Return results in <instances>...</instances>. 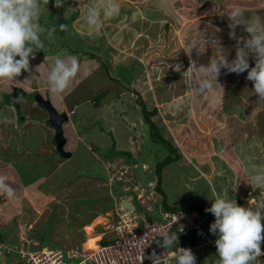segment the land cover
<instances>
[{
    "label": "rangeland",
    "instance_id": "obj_1",
    "mask_svg": "<svg viewBox=\"0 0 264 264\" xmlns=\"http://www.w3.org/2000/svg\"><path fill=\"white\" fill-rule=\"evenodd\" d=\"M84 1L85 5L98 3V0ZM141 1L146 0H118L122 9L117 22L121 26H112V29L123 30L134 21L140 27V32L131 29L132 34L128 32L124 39L117 42L118 45H125L123 42L126 41L127 48H134L129 52L139 53V58L133 57L134 63L127 67H112L110 77H105L102 69L105 71L109 61L107 53L103 54L102 66L101 59L93 58V50L84 42L78 47L81 52H75L78 53L79 71L67 91L55 95L40 90L51 98L58 110H64L68 104L70 107L66 108L67 111L76 106L75 114L71 117L73 126L66 122L63 126L69 138L65 148L74 151L72 159L59 154L45 110L33 102L31 91H28L27 97L21 95L19 98L23 112L16 105L14 108L0 103V152L7 158L0 163L5 172L19 173L20 181L18 176L15 181L17 187L19 184L23 189L21 194L11 187L12 195H3L6 200L0 205V233L7 242L2 245L0 241V264H30L26 263L23 253L35 247L37 249L41 242L42 249L95 247L96 242L92 244L91 239H100L113 227L110 226L112 208H115L121 194L118 190L121 183L109 181L113 169H108L101 158L116 159V163L120 164L121 161L117 159L119 144L127 146L128 160L137 165L136 169L139 165H145L153 171L146 174L138 172V179L144 185L151 180V187H155L159 179L167 208L176 209L189 204L195 206L196 210L205 211L211 206L213 187L220 193L228 190L229 198H234L243 207L254 206L264 195V189L247 184L245 170L248 163L264 164V100H259L253 93V84L246 79L247 72L237 75L222 70L218 77L219 84L213 81L211 91L200 93L198 81L203 73L195 68L187 71L190 61L186 52L191 51V58L198 65L206 66L212 54L219 52L212 42L218 41L227 58L234 59L236 41L229 38L227 17L219 13L239 6L245 17L255 15L264 19V0H158L152 2L157 3V8L148 9L149 4L145 6ZM71 8L68 6L66 11H71ZM134 8L144 10L136 11ZM257 8H262L261 14L256 12ZM157 9H161L163 17L158 21L150 18L158 16ZM45 12L41 16L44 20L40 21L41 25L49 28L57 26L53 14ZM61 14L64 15L63 12ZM123 14L126 16L122 17ZM83 29H88V26L84 24ZM145 30L150 31L149 36L144 35ZM236 33L237 36L247 37L242 26L237 27ZM54 35L63 42H74L77 38L68 25L64 31L57 26ZM41 39H45V36H41ZM104 40L97 37L100 44ZM50 44L44 43V49L36 53L35 59L30 58L31 73L23 72L18 78L20 83L25 82L26 88L47 86L46 77L50 67L55 59L61 58V50L51 49ZM203 45L205 51L198 56L197 49ZM63 46L64 50L69 51L66 45ZM94 64L101 66V69L93 70ZM249 64L250 67L255 64L251 57ZM91 75L89 83L82 81V77ZM162 80L166 81L168 91H164L166 84H162ZM189 80L191 86L186 83ZM13 85L16 84L0 83V95H3V90L8 92ZM90 85L99 89L97 95L92 97V100H99L96 106L76 99L79 93L91 95L93 91H85ZM174 90L176 94L177 90L179 93L185 91L189 96H180L177 98L178 104L166 106L162 102L166 96L173 97ZM110 95L117 99L105 105ZM156 99L161 105L151 119L157 127L163 125V128H150V122L143 112V103L152 109ZM10 102L14 103L12 100ZM83 115L85 118L79 124V130L86 134L88 141L84 144L76 143L73 136V129L78 128L75 122ZM109 123L127 126L129 131L116 134L111 132ZM134 124L144 138L147 134L150 138L141 140L138 148L134 145L131 149L127 137L137 130ZM177 125L181 126V132L175 130ZM131 127L135 129L132 132ZM173 133L180 139L174 141ZM217 133L223 140L219 139ZM160 135L170 138L173 146L178 147V152L171 153L168 144L156 142L155 137ZM209 136H213V140ZM216 140L222 142L216 143ZM87 142L93 145L94 150L88 149ZM170 154L173 160L165 166H158ZM61 162L64 164L59 165ZM36 166L40 173L38 179L29 175ZM183 171L190 175L183 177ZM3 182L6 187L9 186ZM138 184L145 188L139 181ZM156 196L151 194L146 202L151 203ZM123 204L128 206L127 201ZM210 217L215 219L211 213ZM210 235L213 236L211 232ZM193 253L196 264H217L215 243L195 249Z\"/></svg>",
    "mask_w": 264,
    "mask_h": 264
},
{
    "label": "clouds",
    "instance_id": "obj_2",
    "mask_svg": "<svg viewBox=\"0 0 264 264\" xmlns=\"http://www.w3.org/2000/svg\"><path fill=\"white\" fill-rule=\"evenodd\" d=\"M49 2L50 0H0V83L8 82L16 84L8 90L10 98H12L15 102L14 105L9 104V106H13L15 108L16 105L20 108L21 112L24 111L21 103L19 102L20 105L18 106L14 100L15 87H22L25 90V92H21L20 89L17 90L21 92L18 95V101L21 95H25L27 97L28 91H31L33 102L40 106L36 100L37 94H41L44 99L50 100L52 103L51 98L43 95L40 90H46L47 92H51L55 95H62L71 85L73 79L79 71V62L76 58L78 57V53L81 52V49L78 47L88 39L76 30L83 29V25H80L79 21L83 19V22L90 29L94 30L95 35L99 36L102 34V30L105 29V26L108 25L106 19L112 18L119 13V4L117 0H98V3L95 5H85L86 3L84 0H54V2ZM68 6H72L71 11H66ZM83 10H85L84 14H82ZM44 12L53 14L55 19L54 24L59 27L60 31H64L65 28H67V25L70 28V25L66 22L65 18L73 13H76L77 16L74 20L69 22L77 35L75 42H63L60 38L56 37L54 34L57 31V26L55 25L50 28L42 26L40 19L42 18L41 16H43L42 14ZM61 12H63L64 15H62ZM219 15L222 17L226 16L229 21V38L236 41L235 58L229 60L224 51L220 48L218 41H212L218 47L219 52L210 58L206 66L198 65L197 62L191 58V51H186L189 53L190 61V67L187 71L195 68L203 73V76L198 81V91L200 93L212 90L213 81L218 83V77L221 75L222 70H224L227 74L235 73L237 75L247 72L246 79L252 82L253 93L259 98V100H264V19L255 15L245 17L244 11L239 6H232L224 11H221ZM77 23H79V25H76ZM238 26L243 27L244 31L247 33V37L237 36L236 29ZM41 36H45V39H41ZM104 41L107 42V40ZM44 43H51V49L61 50V58L55 59L54 63L50 67L46 77L47 86H39L37 88L30 87L32 89L26 88L24 85L25 82L20 83L18 78L23 72H28L29 74L31 73L30 58L35 59L36 53L44 49ZM91 44L89 45V48L93 50L92 57L100 58L103 66L105 58L103 54L105 55L107 51L102 54L101 51L104 47L102 44L98 42L92 46ZM63 45H66L69 51L64 50ZM96 45H98V48L95 47ZM204 51L205 48L203 45L200 49H197V55H201ZM75 52L78 53L76 54ZM250 57L255 61L254 66L251 67L249 64ZM108 62L105 65V71H102L105 77H110L112 69ZM94 67L97 69L101 68V66L96 64H94ZM38 68L39 67H37L36 71ZM90 80L86 83H89ZM186 83L191 86L190 80L186 81ZM111 84H108V86H111ZM106 87L107 86H105V88ZM85 90L93 91L91 94L93 97L94 94L95 96L97 95V91L99 89L97 87L95 88L94 85H90V87L85 88ZM3 92L5 91L3 90ZM92 97H90L89 101L95 106L98 105L99 100H92ZM1 98L2 95H0V102L2 100ZM116 99L117 97L115 96H107V102L104 104H109ZM52 105L55 107L53 103ZM158 106L159 105L156 101V104L152 109H158ZM64 107V110H58L56 107L55 108L58 113H65L67 119L64 122L73 126L71 117L75 114L76 106L71 108L70 111L66 110L67 107H70V104H68L67 107L66 105ZM43 109L45 110L46 120L49 121L50 115L47 109ZM84 118L85 115H83L81 119L78 118V121L75 122L78 123V128L75 131L81 133L83 137H86V134L79 130V124L83 123ZM64 122L62 123L63 126ZM50 127H52L51 130L53 134H51L55 139L56 129L51 124ZM137 128L138 127H135V129ZM135 132L136 134L132 136L130 141L131 149L134 145H137L135 148H138L141 140L144 141L145 139L141 130L137 129ZM209 137H211L212 140L214 138L213 136ZM172 138L174 141L177 140L175 134H173ZM68 140L69 138H67L66 144L68 143ZM86 141H88L87 138ZM219 141L216 140V143ZM87 145L89 146L88 142ZM65 150L72 153V155L67 157V159H72L75 156L73 150L66 148ZM138 151H140V149ZM125 152L127 154L128 150H125ZM140 153L141 151L139 154ZM123 156L125 155L118 156L117 158L121 161L120 164L116 163V159H106L105 161L103 159L107 168L113 169L109 181L113 183L119 181L121 183L118 189L121 191V194L119 201L116 202V205L114 206L115 208H112L113 219L111 220L110 226L113 227L109 229V231L105 232L101 238L96 241V245H107L112 243L114 228L117 225V222L120 219V213L123 210L129 211L135 206L137 208V212L141 209L142 212H148L150 215L154 214L158 217V215L163 211H178L183 209L194 213L199 219L200 226L191 228L187 233L182 232L183 228L181 227L180 229L177 228L175 232L171 234H168L167 232L162 234V245L160 246L166 249L174 250L173 257L175 264H196V256L193 251L214 243L216 256L218 257L217 264H257V262L258 264H264V244L261 245L262 242H264V222H262L264 221V195H262L255 202L254 206L243 207L239 206L234 198H229L228 190L220 193L213 187L211 189V206L205 209L204 212L191 208V205L189 204L186 205V208L178 207L176 209H167L163 202L164 196L157 189L158 180L156 186L151 187V185H148L149 182L152 184L151 180L146 181V185H144L138 179V172L146 174L150 170L146 168L145 165H141V167L139 165L136 169L137 165H134L132 161L128 160V156L127 158ZM64 162H61L59 165L64 164ZM121 166L122 170H127L124 173L126 174L125 176H130L132 181L125 182L126 180L117 178V175H120L119 170ZM245 170L247 174V184L250 187L264 189V164L258 165L255 163H248ZM39 174V172L35 173L33 170L32 177L34 179H38ZM138 181L141 185H144L145 188H141ZM236 187L237 184L232 188V190L235 191ZM0 189L5 191L8 196L12 195V190L4 185L2 177H0ZM155 190L157 192H155ZM151 194H156L157 196L152 199L151 203H147L146 199L150 198ZM124 201H127L128 206L123 204ZM99 213L102 214L103 212ZM210 213L215 219L210 217ZM96 216L97 214L94 217ZM179 219L180 215L176 218L175 223ZM209 231L213 234V236L210 235ZM184 237H187L191 242H196L194 245L190 244V242H185L190 244L191 249L181 248L179 246L177 247L178 243L181 244L185 241ZM193 237L194 239L192 240ZM103 239H108L109 241L107 243H102ZM95 247H89V249H86V247L83 246L82 248L76 249L80 252H87ZM42 248L43 246H38L37 249L35 247L34 249L27 250L23 253L26 263L34 264L31 259V254L34 252L39 253L56 249L69 250L61 247ZM19 255H21V253H19ZM160 257L161 256H158L154 252L152 256L153 264H160Z\"/></svg>",
    "mask_w": 264,
    "mask_h": 264
},
{
    "label": "built area",
    "instance_id": "obj_3",
    "mask_svg": "<svg viewBox=\"0 0 264 264\" xmlns=\"http://www.w3.org/2000/svg\"><path fill=\"white\" fill-rule=\"evenodd\" d=\"M126 171L121 166L117 178L125 182L132 181L130 176H125ZM179 215L180 219L175 223ZM199 226L198 217L188 210L163 211L157 217L148 212L139 213L134 206L132 210L120 213L112 243L98 244L87 252L77 249L34 252L31 259L34 264H153L152 256L155 252L161 256L160 264H175L174 250L160 246L162 234H171L181 227L182 232L187 233L191 228ZM178 246L191 249L190 244L185 242L178 243Z\"/></svg>",
    "mask_w": 264,
    "mask_h": 264
},
{
    "label": "crops",
    "instance_id": "obj_4",
    "mask_svg": "<svg viewBox=\"0 0 264 264\" xmlns=\"http://www.w3.org/2000/svg\"><path fill=\"white\" fill-rule=\"evenodd\" d=\"M118 1V0H117ZM132 1V0H131ZM141 3H142V1H141ZM141 7V6H140ZM143 7V6H142ZM141 7V8H142ZM122 9V6H119V13L121 14V12H120V10ZM136 11H143L142 9H136V8H134ZM261 10H262V8H257L256 9V12L258 13V14H261ZM161 11V10H160ZM85 13V10H83L82 11V14H84ZM118 13V14H119ZM161 13L162 12H160L159 14H158V16L155 18V17H150L151 19H153V20H157L158 21V19H160V18H163L162 16H161ZM138 14V13H137ZM145 14H147V13H145ZM148 15V14H147ZM122 17L123 16H126V14H123V15H121ZM136 16V15H135ZM138 16H139V14L137 15V18H138ZM141 16V15H140ZM149 16V15H148ZM147 16V17H148ZM119 17V15H116V16H114V17H112V18H114V19H116V20H114V19H112V18H109L108 20H106L107 22H108V25L107 26H105V29H103L102 30V32H105V34H106V37H104L103 36V33L101 34V35H99V36H97V35H95V32H94V30H92V29H90L89 27H88V29H76L78 32H80L81 34H83L84 36H86L88 39L86 40V42L89 44H91V46L93 45V44H95V43H97V37H100V39H101V41H103L104 39L103 38H105V40H107V42H102L101 44L104 46L103 47V49H102V51H101V53L103 54V52H105V51H107L108 52V56H109V58H110V61L108 62V64H109V66L110 67H118V66H122V67H127V65H129V64H132V63H134L133 62V60H134V58L133 57H138V55L137 54H139V53H137V54H133V51L132 52H129V50L131 51L132 49H134V48H127V45H126V41L125 42H123V44H125V45H118L117 44V42L118 41H121V39H124L126 36H127V33L129 32L130 34H132V32L130 31L131 29H138L139 30V32H140V27L139 26H137L136 25V22H131L130 24H129V26L127 27V29H123V30H119V29H112V26L114 27V28H117L118 26H121V25H118V23L119 22H117V18ZM132 17V16H131ZM80 22V25H83V28H84V22H83V19H81V21H79ZM76 25H79V23H77ZM75 25V26H76ZM139 25V24H138ZM119 30V31H118ZM123 31V32H122ZM121 34V35H120ZM119 35V36H118ZM144 35H150V31H146L145 30V32H144ZM89 44V45H90ZM110 46V47H109ZM119 46V47H118ZM128 50V51H127ZM118 51V52H117ZM106 52V53H107ZM124 53H126V55H124ZM139 58V57H138ZM143 62V61H142ZM145 67L147 68V66L145 65ZM97 68L96 67H93V70H96ZM99 69H101V68H99ZM102 71H103V69H102ZM148 71H149V69H148ZM91 77H92V75L89 77H82V79H83V82H87L88 80H90L91 79ZM161 78V77H160ZM162 84H166V81L165 80H162ZM162 88H163V86H162ZM85 91H87V90H85ZM164 91H168L167 90V84L164 86ZM162 94V93H161ZM160 94V95H161ZM184 95H186L187 97L189 96V93H187V92H181V93H179L178 92V90H177V94H176V92H175V90L173 91V97H169V96H166V99L164 98V100H163V104H165L166 106H175L176 104H178L177 103V98H179L180 96H184ZM155 96V98H156V95H154ZM76 97H78V98H76L77 100H83V101H87V102H90L89 100H90V97H92L91 95H89L88 96V94H85L84 92H83V94L82 93H79L78 95H76ZM80 98V99H79ZM158 99V98H157ZM156 99V101H157V103H158V105H161L160 103V101L158 102V100ZM81 100V101H82ZM82 101V102H83ZM153 101H154V97H153ZM153 101H151V102H153ZM76 103H81V102H76ZM181 106H180V108H179V111H181ZM108 122H109V119H108ZM135 125V124H134ZM184 126V125H183ZM182 126V127H183ZM186 126V125H185ZM109 127H110V129H111V131L112 132H115L116 134H118L120 131L121 132H125L126 130L127 131H129V129L127 128V126H116L115 124H110L109 123ZM160 127H162L163 128V125H159L158 126V128H160ZM180 128H181V126H179V125H177V128H175V130L176 131H178V132H181L180 131ZM134 128L133 127H131V132H132V130H133ZM74 130V133H73V136H75V138H76V143H79V142H81V143H85V141H86V137H83V135L81 134V133H78L77 131H75V129H73ZM135 130V129H134ZM136 134V132L135 131H133L132 133H130V135L127 137V142H130L131 141V139H132V136H134ZM174 134V133H173ZM176 136V135H175ZM167 137V136H166ZM177 137V139L179 140L180 138H179V136H176ZM149 138H150V136L149 135H145V139L144 140H149ZM168 138V137H167ZM168 139H170V138H168ZM215 142V141H214ZM88 144H89V150L92 148V144H90L89 142H88ZM117 147H119V149H117L118 150V156H121V155H125V156H123V157H126L127 158V154H126V152H125V150H127L126 149V147H124V146H120V144H119V146H117ZM92 150V149H91ZM93 150H94V148H93ZM184 154L186 155V153H185V151H184ZM117 156V157H118ZM189 158V157H188ZM104 159V161L106 160V159H108V158H104V157H102L101 158V160H103ZM146 168H148V167H146ZM149 169V168H148ZM182 174V176L183 177H187V175H190L189 173H185L184 171L181 173ZM187 179H190V178H187ZM148 185H151L150 184V182L148 183ZM154 207H155V205H154Z\"/></svg>",
    "mask_w": 264,
    "mask_h": 264
},
{
    "label": "trees",
    "instance_id": "obj_5",
    "mask_svg": "<svg viewBox=\"0 0 264 264\" xmlns=\"http://www.w3.org/2000/svg\"><path fill=\"white\" fill-rule=\"evenodd\" d=\"M50 2H54V0H50ZM49 2V3H50ZM152 2H158V0H146L145 2L143 1V5H147V4H149L148 5V7H146V9H148V8H152V7H154V8H157V3H152ZM145 8V7H144ZM161 8V7H160ZM163 9V8H162ZM158 10V12L160 13V12H162V11H160L159 9H157ZM162 14V13H161ZM77 16V14L76 13H73V14H71V15H69L68 17H66L65 18V20H66V22L70 25V28L69 29H74V28H72V26H71V23H69V22H72L73 20H74V18ZM151 16V15H150ZM41 20V22H44V20H43V18H41L40 19ZM47 20V19H46ZM73 32H74V34H75V31L73 30ZM76 35V34H75ZM75 42V41H74ZM98 45H96L95 47L96 48H98L97 47ZM213 55H215V53H213L212 54V56ZM207 59V58H206ZM208 61V60H207ZM208 64V63H207ZM2 100H1V104L2 105H9V104H12V105H14V101L12 100V98H10V95L8 94V92H3L2 91ZM10 100H12L14 103H11L10 102ZM145 103H143V112L145 113V118H146V120L148 121V122H150V128H156L157 126H156V123L154 122V121H152V119H151V116H153V115H155L157 112H158V109H156V108H154V109H152V110H150V109H148L147 107H146V105H144ZM202 114V113H201ZM158 128V127H157ZM217 131H220V133L222 132L221 130H217ZM213 133L215 134V130L213 131ZM216 135H218V133L216 134ZM219 136V135H218ZM220 137V136H219ZM223 137H220V139H222ZM155 139H156V141L157 142H161V143H165V144H168V146H169V148H170V151H171V153H177L178 152V148L176 147H174L173 146V144L171 143V141L169 140V139H167V138H165L163 135H160V136H158V137H155ZM223 140V139H222ZM241 145V144H240ZM239 147V146H238ZM233 149V148H232ZM2 153L3 152H0V158H1V160H0V162L2 161V159H4V160H7V158H4L3 157V155H2ZM173 156H172V154H170V155H168V156H166V158L163 160V161H161L160 163H159V165L158 166H165L167 163H169L170 161H172L173 159ZM37 167V166H36ZM34 172L35 173H38V168H35L34 169ZM29 175H32V173L31 172H29ZM17 176H18V182L20 181V176H19V173H18V175H17V173L16 172H11V173H8V172H5L4 171V169H3V166L1 165V163H0V177H2L3 178V180L6 182L5 184H7V185H9L7 188H11L12 187V190L14 191H18V193H21L22 194V187H20L19 186V184H18V187H17V185H16V181H15V178H17ZM157 189H158V191L163 195L164 193L163 192H161V187H160V184H159V179H158V187H157ZM3 195L5 196V195H7V193L5 192V191H3L2 189L0 190V205L2 204V203H4L5 202V198L3 197ZM164 196V200H163V202H164V206L166 207V204H165V201H166V198H165V195H163ZM167 208V207H166ZM174 207H171V208H167V209H173ZM176 208V207H175ZM181 208H186V205H184V206H181ZM191 208H193V209H195V206H193V205H191ZM202 212H204V210H201ZM1 227V226H0ZM10 231V230H9ZM185 238V241H183V242H190V244H195L196 242H191V241H189L188 240V238L187 237H184ZM0 241L2 242H0L1 244H4V243H6L7 241H6V239H5V236L3 235V234H1L0 233ZM109 240L108 239H103L102 240V243H107ZM11 243V242H10ZM41 246H43V242H41ZM55 248H57V247H55ZM10 260L8 259V262H9Z\"/></svg>",
    "mask_w": 264,
    "mask_h": 264
},
{
    "label": "water",
    "instance_id": "obj_6",
    "mask_svg": "<svg viewBox=\"0 0 264 264\" xmlns=\"http://www.w3.org/2000/svg\"><path fill=\"white\" fill-rule=\"evenodd\" d=\"M20 89L21 92H25V90L22 87H15V94H14V100L16 101L17 105L19 106V101H18V95L21 93L17 91ZM36 100L38 104L47 109L49 115H50V124L56 129V135H55V141L58 145V151L61 155L65 157H70L72 155L71 152H67L64 148L66 142H67V137L64 134V129L62 123L67 119V116L65 113H58L55 107H53L52 103L50 100H46L43 98L41 94L36 95Z\"/></svg>",
    "mask_w": 264,
    "mask_h": 264
},
{
    "label": "bare ground",
    "instance_id": "obj_7",
    "mask_svg": "<svg viewBox=\"0 0 264 264\" xmlns=\"http://www.w3.org/2000/svg\"><path fill=\"white\" fill-rule=\"evenodd\" d=\"M96 241H97V238H92V239H91V243H92V244H94ZM92 244H91V245H92ZM91 247H94V246H91Z\"/></svg>",
    "mask_w": 264,
    "mask_h": 264
},
{
    "label": "flooded vegetation",
    "instance_id": "obj_8",
    "mask_svg": "<svg viewBox=\"0 0 264 264\" xmlns=\"http://www.w3.org/2000/svg\"><path fill=\"white\" fill-rule=\"evenodd\" d=\"M18 90V89H17ZM257 264H258V262H257Z\"/></svg>",
    "mask_w": 264,
    "mask_h": 264
}]
</instances>
